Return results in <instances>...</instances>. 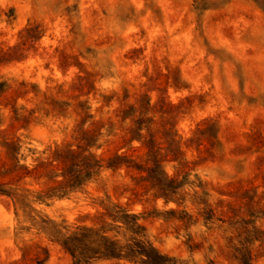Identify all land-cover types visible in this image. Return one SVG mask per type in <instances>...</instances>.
I'll list each match as a JSON object with an SVG mask.
<instances>
[{
  "label": "rangeland",
  "instance_id": "rangeland-1",
  "mask_svg": "<svg viewBox=\"0 0 264 264\" xmlns=\"http://www.w3.org/2000/svg\"><path fill=\"white\" fill-rule=\"evenodd\" d=\"M0 264H264V0H0Z\"/></svg>",
  "mask_w": 264,
  "mask_h": 264
}]
</instances>
